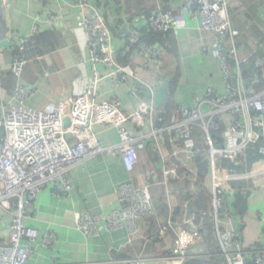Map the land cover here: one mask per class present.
I'll list each match as a JSON object with an SVG mask.
<instances>
[{
    "label": "crops",
    "instance_id": "0c3cea01",
    "mask_svg": "<svg viewBox=\"0 0 264 264\" xmlns=\"http://www.w3.org/2000/svg\"><path fill=\"white\" fill-rule=\"evenodd\" d=\"M196 1L83 0L82 5H78L74 0H12L0 7V104L5 109L15 105L13 95L19 85L35 91L24 103L28 108L52 111L62 98L77 97L93 87L97 102L118 99L125 115L133 113L140 101L153 105L151 100H145L144 88L153 93L168 78L171 81L168 105L174 108H191L192 98L203 96L209 89L224 93L219 62L208 52L214 36L202 30L199 16L192 14ZM157 6L173 12L177 24L174 30L157 33L164 57L160 72L154 73L150 66L145 68V60L137 51L135 55H125L124 51L134 31L139 36L144 31H152L147 28L145 18L154 13ZM92 12L102 18L111 34L117 63L131 71L128 80L118 87L112 83L113 68L92 66L89 62L86 34L78 22ZM229 13L232 28L238 33L232 46L240 63V79L248 86L255 76L264 79V66L256 67V60L264 59V0H232ZM14 35L27 38L24 56L28 64L19 78L9 69L17 54ZM223 45L226 53L232 48L227 40ZM93 68L100 79L96 84L92 78ZM246 73H252L248 80ZM230 76L236 79L233 66ZM160 110H155L157 116H161ZM127 129L136 134L130 125ZM93 131L103 147L118 143L116 130L108 125L95 126ZM2 134L0 126V137ZM151 147L155 157L147 158L148 161L146 150ZM164 151L168 156L166 147ZM138 158L134 171L129 173L119 155H98L70 170L68 177L72 185L67 194L55 196L51 187L44 188L33 202L31 216L25 219L27 227L39 232V238L30 245L31 256L26 264H127L136 259L146 260L144 264H158L157 259L170 253L184 219H191L202 234L205 228L201 223L197 225L194 217L209 215L211 222V206L203 213L192 202L195 212L187 214V203L191 201H184V214L178 221L173 220V208L189 192H198L201 188L207 192V203L211 202V180L207 171L203 169L193 176L179 161L172 158L163 161L150 140L145 142ZM163 167L176 168L180 175L178 181L172 182L178 192L173 191L170 197L164 187L154 185L156 179L161 181ZM249 173L254 175L241 180L247 181L245 214L239 216L230 208L228 226L246 252L264 248V165L254 164ZM199 178L201 182L197 185ZM146 185L150 188L154 215L142 219L138 218V212L127 211L135 203L129 190ZM230 187L233 199L237 189L232 183ZM162 204L167 207V218L160 217ZM77 215L98 219L92 233L86 234L77 224ZM170 220L176 227L163 231ZM9 221L10 215L3 213L0 239L7 237ZM135 223L139 227L136 235L132 233ZM213 235L221 251L214 231ZM203 240L187 254L191 256L197 249L206 254ZM222 262L227 264L225 257H221Z\"/></svg>",
    "mask_w": 264,
    "mask_h": 264
},
{
    "label": "built area",
    "instance_id": "2783aa9c",
    "mask_svg": "<svg viewBox=\"0 0 264 264\" xmlns=\"http://www.w3.org/2000/svg\"><path fill=\"white\" fill-rule=\"evenodd\" d=\"M11 1L0 0V7ZM74 1L78 5L83 3V0ZM231 1L197 0L192 12L199 16L201 29L214 36L208 52L219 62L224 76V93L209 89L203 96H194L191 108H175L166 123L156 115L153 105L144 101H140L130 115L122 112L118 99L97 102L93 87L77 97L62 98L55 103L52 111L25 106V101L35 91L22 85L15 88V105L5 109L0 104V126L3 130L0 137V219L3 213L10 215L7 237L0 239V264H26L30 258V245L39 238V232L27 227L25 219L31 216L33 202L44 188L51 187L55 196L67 194L72 185L68 177L70 170L102 154L119 155L125 170L132 173L147 140L154 143L163 161L167 158L177 160L193 176L199 172L198 164L205 161L204 170L211 180V222L221 247L218 254H202L197 249L195 254L189 256L187 251L197 246L203 236L191 219H184L170 253L156 262L186 264L207 255L212 258L225 257L227 264H244L246 256L251 255L254 264H264V248L250 252L242 250L237 235L228 227L230 184L249 179L254 174H238L225 168L224 163H236L246 151L257 149L263 158L260 164L264 165V79L255 76L248 86L240 79V63L232 46L238 33L230 22ZM145 23L156 33L174 30L177 24L174 13L164 11L160 6L146 16ZM78 26L86 34L92 66L99 64L113 68L111 79L114 87L125 83L131 71L117 63L111 46V34L102 18L96 12L90 16L85 14ZM262 35L264 37V27ZM12 37L17 54L9 69L14 77L19 78L28 64L24 56L27 38ZM224 40L232 46L227 53ZM127 43L125 55H135L137 51L145 60V68L150 66L154 73L160 72L164 51L159 44L141 43L136 31L129 36ZM232 66L236 70V79L230 76ZM263 66L264 59H257L256 67ZM92 78L94 84L100 80L94 68ZM64 118L69 119L67 128L63 126ZM99 125L115 129L118 143L103 147L93 131ZM127 125L133 127L136 134L130 133ZM165 147L169 151L168 156ZM161 174V181L155 177L154 185L164 187L168 197L173 191L178 192L172 183L180 179L178 170L163 167ZM149 191L147 185L129 190L135 203L127 211L133 214V211L138 212V218L142 219L152 217L154 209ZM76 221L86 234H90L98 219L77 215ZM176 225L170 220L163 231ZM132 233H139L136 223ZM146 262L136 259L127 264Z\"/></svg>",
    "mask_w": 264,
    "mask_h": 264
},
{
    "label": "trees",
    "instance_id": "16d2710c",
    "mask_svg": "<svg viewBox=\"0 0 264 264\" xmlns=\"http://www.w3.org/2000/svg\"><path fill=\"white\" fill-rule=\"evenodd\" d=\"M148 28V27H147ZM158 34L156 32L147 30L144 31L142 36L140 34V42L145 45H151V44H158ZM247 80L250 79L249 77L252 76V73L248 74L246 73ZM260 77V76H259ZM261 79V77H260ZM174 106L168 105L165 109H162L159 111L160 117L163 119V122L166 123L171 115V112L174 110ZM148 147H150V143L146 144ZM146 148V147H145ZM152 148V147H151ZM146 160L150 159V157L154 158V149L148 148L146 150ZM148 158V159H147ZM263 160L262 156L257 152V149H250L246 151L243 155H241L236 163L234 162H226L224 163V167L227 169H231L235 171L238 174H245L249 173L252 166L258 162H261ZM149 161V160H148ZM201 182L200 178L198 179V183ZM189 183V182H188ZM188 183H186L188 186ZM247 181H235L232 183L233 187H236L237 192L234 194L233 199L230 198L229 207L232 208V212L237 213L239 216L245 214L246 210V203L244 200V193L247 190L246 186ZM246 194V193H245ZM181 203H177L174 209L173 213V220L178 221L182 218L183 212H184V201H191L194 203L195 208L200 211V206L205 207L208 211V201L209 197L207 195V192L203 190L202 188L198 192H189V194L184 198V200H180ZM201 207V208H202ZM160 217L165 216L167 218V207L162 204L160 208ZM202 213V212H201ZM204 213V211H203ZM195 223L203 224L205 231L203 234V245L205 247V253L208 255L212 254H218L220 252L219 246L215 240V237L213 235V229H212V223L210 222L209 215H196L194 217ZM180 222V221H179ZM188 264H221V257H201L199 259H193L188 261ZM222 264H224L222 262ZM244 264H254V260L252 259L251 255L246 256L244 259Z\"/></svg>",
    "mask_w": 264,
    "mask_h": 264
},
{
    "label": "water",
    "instance_id": "95a60500",
    "mask_svg": "<svg viewBox=\"0 0 264 264\" xmlns=\"http://www.w3.org/2000/svg\"><path fill=\"white\" fill-rule=\"evenodd\" d=\"M170 79H166L163 83H161L153 93L147 88H144L145 90V100H151L153 103V107L155 110L165 109L168 106V87L170 84ZM69 125V119L64 118L63 119V126L64 128H67ZM205 161L200 163L198 165V170L201 172L204 169ZM187 214H190L194 211L193 203L188 202L187 203Z\"/></svg>",
    "mask_w": 264,
    "mask_h": 264
},
{
    "label": "rangeland",
    "instance_id": "374dc122",
    "mask_svg": "<svg viewBox=\"0 0 264 264\" xmlns=\"http://www.w3.org/2000/svg\"><path fill=\"white\" fill-rule=\"evenodd\" d=\"M208 205L211 206V202H209ZM201 207H202V206L199 207V208L201 209L200 211H205V210H206L205 207H202V208H201Z\"/></svg>",
    "mask_w": 264,
    "mask_h": 264
}]
</instances>
